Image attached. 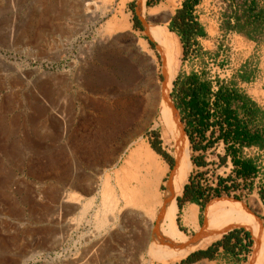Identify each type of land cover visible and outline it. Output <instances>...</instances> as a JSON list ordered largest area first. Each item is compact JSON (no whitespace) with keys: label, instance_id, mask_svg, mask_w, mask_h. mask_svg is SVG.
<instances>
[{"label":"rangeland","instance_id":"obj_1","mask_svg":"<svg viewBox=\"0 0 264 264\" xmlns=\"http://www.w3.org/2000/svg\"><path fill=\"white\" fill-rule=\"evenodd\" d=\"M92 1L108 3L110 8L105 13L100 8L98 17L91 20L82 13L84 0H0V73L13 74V195L0 197L6 202L0 205V219L13 220L10 228L13 237L9 238L13 258L0 261L6 264H202L184 261L227 233L245 228H233L217 239L206 238L200 248L189 255L161 257L172 249L161 245V241L166 240L161 232L164 206L157 207L158 218L156 214L152 218L145 213L149 205L131 204L123 199L115 210L107 211L102 191L94 189L95 183L99 179L103 181L107 174L114 194L121 198L115 172L136 144L144 140L150 148L159 147L173 157L175 164V142L163 124L158 98L144 124L131 131L129 139H120L121 125L102 124L106 106L132 96H147L149 90L141 86V81L149 75L159 90L163 75L158 43L150 38L146 29L135 25L138 0H128L124 6L121 0ZM144 1L150 7L167 0ZM122 6L129 17L130 28H126L119 17L116 26L108 29V20L116 16ZM170 22L166 25L168 29ZM174 37L178 48L174 57L176 76L187 70L182 67L184 49L180 38L176 33ZM138 39L147 41L155 52L159 68L156 72L149 74L148 61L136 47ZM188 54L210 77L227 78L223 70L230 67L222 68L207 54L203 60L197 59L195 51ZM227 62L228 65L239 62L240 66L250 62L252 67L258 62L259 65L264 62V48L238 44L236 50L228 51ZM172 88L173 82L170 96ZM261 102L264 106V98ZM139 107V103L133 101L130 113L135 114ZM112 143L113 158L106 164L100 151ZM184 146L192 163L186 182L189 183L196 165L192 161L194 153L190 141ZM213 158V154L208 156L210 160ZM168 165L169 170L158 186L162 200L173 169ZM260 166L259 174L264 177V165ZM211 169L212 174L218 171L214 164L208 170ZM212 174L206 176L204 183H208ZM133 185L135 182L131 183ZM233 186L236 189L233 194L224 192L212 199L240 202L251 215L260 219L264 230L263 208L260 204L253 206L254 199L258 203L259 199L248 191L250 184L235 182ZM64 193L72 198L71 202L62 203ZM229 206L221 203L207 213V219ZM205 210L206 207L200 214V228L206 221ZM183 217L184 211L178 207L175 222L177 220L178 229L190 239L200 229L189 226L182 229ZM240 237L246 239L244 233ZM253 254L254 243L242 264H251Z\"/></svg>","mask_w":264,"mask_h":264},{"label":"bare ground","instance_id":"obj_2","mask_svg":"<svg viewBox=\"0 0 264 264\" xmlns=\"http://www.w3.org/2000/svg\"><path fill=\"white\" fill-rule=\"evenodd\" d=\"M104 1L106 2V0ZM127 1L128 0H121L122 5L124 6ZM139 2L140 1L138 0L137 15L144 23L143 30L146 29L145 32L150 36V38L158 43L157 51L160 54L162 63L163 82L160 84L161 86L158 90L156 85L153 83L151 75H149L146 79H142L141 86L149 90L148 95L145 97L132 96L127 100L118 101L116 104L106 106L102 124H114L118 127L121 125L123 128L122 132H120V139H129L131 131L133 132V130L135 131L140 129L139 127L144 124L147 116L151 114L152 108L157 105V98L158 101L160 99L163 124L172 134L175 142L173 152L177 160V164L171 170V175L167 182V190L165 191V199L162 200L158 191V186L169 170V165L166 161L161 159V156L158 153L150 148L149 143L142 140L138 142L136 147L129 152V155L127 159L124 160L125 162L122 167L115 172V180H117V186L120 187L121 198L114 194L113 187L110 184V177L105 173L104 174L107 177H104L105 179L103 181L99 179L98 182L95 183L94 189H100L102 191L101 194L104 197V207L107 211L115 210L118 207L119 201L123 199L124 202L131 204L137 203V205H140L145 203V205H149V208H147L148 211L145 213L151 214L152 218L156 214L155 217L158 218L157 213L159 209L157 211L156 209L158 206L163 205L165 214L161 220L162 235L165 236V239L169 242L187 244L189 238L185 235V233L178 229L175 222V212L178 209L177 197L184 189L192 163L184 146V144L188 146L189 140L184 131L179 111L174 106V102L169 93L172 82L175 78L174 57L176 54L177 42L175 40L174 33L166 27L172 15L175 13V9L181 3V0H167L166 2L150 7L146 6L144 0H142L141 3ZM107 4L108 3L105 5L104 2L103 4H98L96 1L84 0V12L82 13H84V16L88 19L95 20L98 17V10H100V8L102 9V13H105V11L110 8ZM123 6L121 10L117 11L118 14L116 16L108 20V29L111 30L116 26L117 19L119 17L121 18L120 21L122 24L126 28H130L131 23L129 22L128 15L122 10ZM136 47L141 53H143L148 61L146 63L150 66L149 74L156 72L158 68V60L155 52L149 48L148 42L138 39L136 41ZM133 101H137L140 105L135 114L130 113L129 111V107ZM129 123H131L130 126L128 125ZM113 149L114 143L109 146L105 145L104 149L100 151V155L102 156L101 158L106 161V164L113 158ZM132 182H135L133 187L131 186ZM63 195V197L61 196L62 203L72 201V198L68 194L64 193ZM221 203H226L230 206L217 212L208 220L207 213L215 210ZM258 204V201L254 199L253 206H258ZM141 207L144 208L143 206H140V208ZM144 210H146V208ZM146 214H142V216L147 217L148 215L146 216ZM205 216L206 221L200 228L198 221V206L196 204H192L185 211L183 221L186 226L193 227L196 230L200 229L197 234L203 236V239L193 245H188L180 251L178 250L179 252L177 250V252L171 251L172 249L170 251H165L166 254L163 253V256L161 257L176 258L189 255L192 251L200 248L203 240L206 238H210V240L217 239L225 232L232 230L233 228L245 227L246 229L252 231L253 238L255 239L254 254L251 264H264L263 226L260 219L251 215L249 210L244 205L233 200L214 199L207 204Z\"/></svg>","mask_w":264,"mask_h":264},{"label":"crops","instance_id":"obj_3","mask_svg":"<svg viewBox=\"0 0 264 264\" xmlns=\"http://www.w3.org/2000/svg\"><path fill=\"white\" fill-rule=\"evenodd\" d=\"M184 1L185 0H182L172 17L176 14L178 9L183 7ZM251 1L252 0H200L199 4L195 6L193 14L195 19L200 23L203 34L197 35L194 38L189 52L195 51V56L197 59L201 58V60H203L204 54H207L212 56L216 62H219L222 68L230 67V69L223 70V72H225L224 75H226L227 78L225 80L220 79L221 83L225 87V90L234 91L238 96V99H233L231 108L236 115L237 120L240 122V125H243L252 134L262 137L259 145L251 144L247 146V148L252 149L253 152L258 150V152L262 153L264 163V106L261 102L262 98H264V62H259V65L258 62H255L253 67L250 66V62H248V65L244 64L241 66L239 62H237L238 64H227L228 51L236 50L238 44L253 48H264V39L262 38L264 37V14L261 17L262 23L259 28H256L255 25L256 12L252 15H244V10L250 6ZM255 2L259 9H264V0H255ZM236 24H245L244 29L242 31L237 30L235 28ZM189 57V54L186 57L184 56V60L182 61V67L184 71L186 69L187 72L176 73L174 80L183 74L188 75L194 72L200 73L205 70L204 67L197 66V63ZM201 63L202 61L199 62V64ZM247 66H249V68H247ZM74 81L77 80L74 79ZM260 83L261 86L259 85ZM206 135L207 138L205 141L208 140L210 132L208 131ZM217 135L218 133L216 132L215 136ZM214 145L215 152L213 154L227 153L226 148L229 145L224 143L222 139H219ZM232 146L238 151L237 155L241 159H249L256 163V160L260 158V156L246 158L244 156L245 147H243V145L234 143ZM12 154L13 74L0 73V197L13 195ZM262 177L260 176L255 182H253V189H251L250 194H256L258 197L259 204L263 208L262 218L264 219V200L261 198L259 191L260 188L264 189V177ZM185 186L181 194L177 197V204L178 198H183L184 196ZM1 199L0 205H3V203L5 204V199ZM192 204L196 203L187 200L182 201L181 210L185 213ZM207 204L208 202L205 207ZM10 205L13 207V201H11ZM196 205L198 206V221L200 224L202 208L200 205ZM11 227H13L12 219H0V259L13 258L12 240L9 239L10 237H13V229H10ZM147 227H149L148 224ZM180 227L186 228L188 226L181 225ZM251 238L254 243L252 234ZM209 246L202 249L205 250ZM236 255V251H225L222 247H219L218 250L213 252L212 258H200L194 262L208 260L215 264H242V259H239ZM0 264L6 263L0 261Z\"/></svg>","mask_w":264,"mask_h":264},{"label":"trees","instance_id":"obj_4","mask_svg":"<svg viewBox=\"0 0 264 264\" xmlns=\"http://www.w3.org/2000/svg\"><path fill=\"white\" fill-rule=\"evenodd\" d=\"M200 0H185L183 7L176 11L172 17L169 29L176 33L184 48V56L189 53L194 38L197 35H202L200 23L195 19L193 11ZM256 12V13H255ZM256 15V28L261 25V17L264 14V9H259L255 0L251 1L248 8L244 10V15ZM240 20V18H239ZM136 26L140 27L139 21L135 17ZM238 23V22H237ZM245 24H236L235 28L239 31L244 29ZM174 104L179 111L181 122L184 126L185 132L190 141V148L194 155L192 161L198 166L206 165L204 155H195L197 151H204L212 148L214 143L222 139L224 143L233 141L226 150V156H221L220 160L224 163L227 155H231L233 164L238 167L237 175L244 179H248L256 173V166L254 162L249 159H241L234 148V143L243 146L251 144L259 145L262 137L252 134L237 120L231 106L234 98L238 96L234 91L225 90L220 78L211 79L206 70L200 73L183 74L174 81V88L171 93ZM235 119V121H234ZM226 125V128H224ZM218 127V135L215 136L216 130H211L207 141V132L210 127ZM196 135L198 139H196ZM153 150L161 154L171 165L173 159L166 153L162 152L159 147L152 146ZM222 192L216 189L214 194L206 195L200 186L194 183H187L185 186L183 198H178V206L182 208V201L187 200L201 206L202 210L205 208L214 196H220ZM261 198L264 200V189L260 192ZM244 235L249 239V245L253 244L251 233L245 229H235L226 234L222 239L211 244L207 249L202 248L192 253L184 261L192 263L200 258H212L213 252L222 247L225 251L235 252L245 249L246 245L240 235ZM235 240V241H233Z\"/></svg>","mask_w":264,"mask_h":264},{"label":"built area","instance_id":"obj_5","mask_svg":"<svg viewBox=\"0 0 264 264\" xmlns=\"http://www.w3.org/2000/svg\"><path fill=\"white\" fill-rule=\"evenodd\" d=\"M210 77V76H209ZM211 79H215L217 77H210ZM219 78V77H218ZM224 128H226V125H224ZM211 130H216V132L219 131V128L216 126V127H210V129L208 130L209 132ZM196 139H198V136L196 135ZM233 141H229L227 144H231ZM215 146V145H214ZM213 146V148L211 149H207L204 151H197V155H204L205 157V160H206V165L204 166H198L196 165V172L194 173V176L190 177L189 178V183H194L195 185H198L200 186V188L203 189V191L205 192V196L206 195H213L215 190L216 189H219L222 193H227V194H233L235 192V188L233 186V184L235 182H238V183H243V184H250V186H248V191H251V189H253V182L256 181L257 178L260 177V174H259V169H260V165H264L263 163V156H262V153L258 152V150L256 151H252V149H249L247 148V146H243L245 147L244 148V156L246 158H250V157H259L258 160H256V163L255 166H256V173L251 176L250 178L248 179H244L242 177H239L237 175V170H238V167L235 166L233 164V161H232V157L231 155H227V159L224 163L221 162L220 160V157L221 156H226V153H216V154H213L215 151V147ZM213 154L214 155V158L213 160H210L208 159V156ZM254 154V155H253ZM214 164V166L216 168H218V171L214 174H212V169L211 170H208L209 167H211L212 165ZM197 169H200L199 171ZM206 172L210 173V174H206ZM214 175L213 177L211 176V179L208 181V183H204L205 182V179H206V176H209V175ZM262 188L259 189V191L261 192ZM245 236V235H244ZM246 239L243 240V244L246 245L245 249L243 250H236V256L239 258V259H242V262L243 261H246L247 258H248V255L251 251V247L252 245H249V239L245 236ZM202 263V264H211L212 262L211 261H208V260H200V261H197V263ZM194 264V263H193Z\"/></svg>","mask_w":264,"mask_h":264},{"label":"water","instance_id":"obj_6","mask_svg":"<svg viewBox=\"0 0 264 264\" xmlns=\"http://www.w3.org/2000/svg\"><path fill=\"white\" fill-rule=\"evenodd\" d=\"M143 27H144V23H143ZM174 106H175V104H174ZM176 107V106H175ZM181 119V118H180ZM184 131H185V129H184ZM186 133V132H185ZM187 135V134H186ZM176 164H177V160H176V158H175V165H174V167L176 166ZM204 225V224H203ZM243 228H245V227H243ZM246 229V228H245ZM247 231H249L251 234H252V231H250L249 229H247ZM252 236H253V234H252ZM203 239V236H201V235H199V234H195L192 238H190L189 239V241H188V243L186 244H184V243H174V242H169L167 239V241L165 240V241H161V245L163 246V247H171L173 250H177V249H184L185 247H187L188 245H193V244H195V243H197V242H199L200 240H202ZM254 239V238H253ZM254 243H255V239H254Z\"/></svg>","mask_w":264,"mask_h":264},{"label":"flooded vegetation","instance_id":"obj_7","mask_svg":"<svg viewBox=\"0 0 264 264\" xmlns=\"http://www.w3.org/2000/svg\"><path fill=\"white\" fill-rule=\"evenodd\" d=\"M136 18H137V21H139V23H140V28L141 29H143L144 27H143V23H142V21H140V19H139V17H137L136 16ZM175 81V80H174ZM174 81H173V88H174ZM173 88H172V91H173ZM172 93V92H171ZM172 98V97H171ZM172 100H173V98H172ZM174 102V101H173ZM188 137V136H187ZM157 139H159V140H161V137H157ZM162 151V150H161ZM163 152V151H162ZM167 154V153H166ZM172 159H173V157L172 156H170ZM168 162V161H167ZM168 164H170L169 162H168ZM171 165V164H170ZM174 160H173V164L171 165V167H174Z\"/></svg>","mask_w":264,"mask_h":264}]
</instances>
